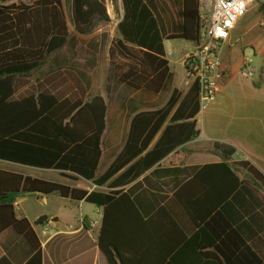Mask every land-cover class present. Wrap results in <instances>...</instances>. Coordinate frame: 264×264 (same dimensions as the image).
<instances>
[{
  "label": "trees",
  "instance_id": "obj_1",
  "mask_svg": "<svg viewBox=\"0 0 264 264\" xmlns=\"http://www.w3.org/2000/svg\"><path fill=\"white\" fill-rule=\"evenodd\" d=\"M183 1V22L166 35L145 0H122L124 16L108 48L113 75L120 83L154 93L165 89L171 68L164 40L198 42L202 36L199 0ZM68 2L72 22L81 35L111 21L107 0ZM257 5L264 15V1ZM71 37L64 0H0V160L56 170L96 186L88 190L0 168V234L11 229L26 240L31 253L24 264H43L42 243L34 226L44 223L47 215L33 223L19 217L15 202L22 193L59 195L102 208L96 244L108 264H264L234 227L240 215L238 206L232 201L228 204L233 207L231 221L220 209L230 197L235 201L247 191L231 165L215 163L201 170L202 174L215 169L217 182L210 190L198 192L193 179L181 185L173 193L181 209L178 215L167 210L169 204L146 215L126 188L168 152L199 134L194 120L199 111L197 85L191 87L184 101V105L189 101L190 113H177L173 119L184 120L176 139L167 144L160 141L148 155L129 166L145 145L135 147L133 136H128L123 151L105 171L101 167L108 105L101 95L86 98L82 76L72 69H59L37 87L17 93L67 46ZM178 96L176 88L165 107L150 113L161 117L158 127ZM146 114H136L133 121ZM250 171L264 186V175L254 167ZM0 264L15 263L4 255Z\"/></svg>",
  "mask_w": 264,
  "mask_h": 264
},
{
  "label": "crops",
  "instance_id": "obj_2",
  "mask_svg": "<svg viewBox=\"0 0 264 264\" xmlns=\"http://www.w3.org/2000/svg\"><path fill=\"white\" fill-rule=\"evenodd\" d=\"M145 1L166 35L175 32L183 22V0ZM107 7L110 23L117 26L124 16L122 0L108 2ZM192 42L184 39L164 40L166 59L171 68L164 90L154 93L130 88L134 93L130 95L128 104L116 102L113 116L107 103L102 171L123 151L128 136H133L135 147L145 145L143 151L130 161L129 166L148 155L160 141L165 140L164 144H167L179 136V124L184 120L173 119L177 113L189 114L192 108L189 101L184 105L191 87L186 84L183 63ZM222 62L224 76L221 89L208 108L202 113L198 112L194 118L199 134L168 152L126 188L146 215H152L168 204L170 207L167 210L178 215L181 209L176 205L173 193L181 185L193 179V186L198 192L204 188L210 190L217 182L215 169H207L202 174L201 170L215 163L231 165L240 175L242 187L247 191H243V195H237L235 201L233 196L230 197L220 209L226 217L230 216L231 221L233 207L228 204L232 201L238 206L240 215L234 220V227L264 259V186L250 171V167H254L264 175V15L259 5H251L246 15L231 30L230 38L222 48ZM249 64L255 70L252 76L244 73ZM178 68L184 75L183 81L179 83ZM70 69L74 70L73 67ZM115 87L127 86L119 82V86ZM176 88L179 90L178 99L166 120L158 127L161 117L150 113L165 107ZM141 112L147 114L134 122L136 114ZM0 168L19 172L12 168ZM54 171L75 181L60 182L93 189L89 187L91 182L86 179H73L61 175L59 171L46 169V172ZM33 196L40 206L58 205L59 208H48L47 212L39 209L30 213L27 205ZM87 203L89 202L84 200L73 201L59 195L40 193H22L17 197L15 206L19 217L25 216L33 223L40 216L47 215L44 223L34 226L42 243L43 264H108L96 244L103 209L92 204L97 208L98 219H95L87 211ZM94 221L98 222L97 227H92L91 223ZM47 223L51 226L50 239L41 235V228ZM30 253L26 240L13 230L8 229L0 234V257L6 255L15 264H24Z\"/></svg>",
  "mask_w": 264,
  "mask_h": 264
},
{
  "label": "rangeland",
  "instance_id": "obj_3",
  "mask_svg": "<svg viewBox=\"0 0 264 264\" xmlns=\"http://www.w3.org/2000/svg\"><path fill=\"white\" fill-rule=\"evenodd\" d=\"M64 1L67 9L68 21L72 30V37L69 40V43L65 48L51 57L44 67L31 76L29 85L20 86L17 93H25L31 87H37L39 83L44 82L46 78L56 70L70 69L73 67L75 72L82 76L84 85H86V98L91 99L96 95L103 96L109 105L110 114L113 116L115 103L123 101L125 104H128L130 95L134 93V91L128 87H115L116 85L119 86V82L113 75L108 48L111 39L116 35L117 26L110 22L107 24H100L96 27L93 33L81 35L76 32L75 25L72 22L71 9L68 0ZM112 1L113 0H107V3H111ZM183 76L181 69L178 68V83L183 81ZM0 167L16 169L19 172L32 174L49 180L75 183V181L71 179L60 176L59 173L55 171L46 172V169L18 165L2 160H0ZM80 182L86 184L84 181ZM89 187L94 188V185L89 184ZM33 197L34 198L30 200L27 205L30 213L39 209L47 212L49 211L48 208H59L58 205H51L49 207L45 205L40 206L35 200V196ZM61 208H63V206H61ZM86 209L87 211H90L95 219H98V216H96L97 208L95 206L87 203ZM63 211L67 210L63 209Z\"/></svg>",
  "mask_w": 264,
  "mask_h": 264
},
{
  "label": "built area",
  "instance_id": "obj_4",
  "mask_svg": "<svg viewBox=\"0 0 264 264\" xmlns=\"http://www.w3.org/2000/svg\"><path fill=\"white\" fill-rule=\"evenodd\" d=\"M264 0H199L202 15V36L192 42L185 54L183 63L186 84L197 85L199 90V113L204 112L216 99L224 76L222 48L231 35L236 23L246 15L249 7ZM246 75L255 72L247 65ZM94 187H96L94 185ZM97 227L98 222L91 223ZM51 226L47 223L41 228V235L50 239Z\"/></svg>",
  "mask_w": 264,
  "mask_h": 264
}]
</instances>
